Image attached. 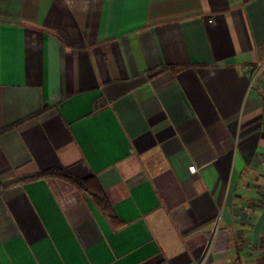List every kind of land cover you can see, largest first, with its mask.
Here are the masks:
<instances>
[{
    "label": "crops",
    "instance_id": "1",
    "mask_svg": "<svg viewBox=\"0 0 264 264\" xmlns=\"http://www.w3.org/2000/svg\"><path fill=\"white\" fill-rule=\"evenodd\" d=\"M261 248L264 0H0V264Z\"/></svg>",
    "mask_w": 264,
    "mask_h": 264
},
{
    "label": "trees",
    "instance_id": "2",
    "mask_svg": "<svg viewBox=\"0 0 264 264\" xmlns=\"http://www.w3.org/2000/svg\"><path fill=\"white\" fill-rule=\"evenodd\" d=\"M49 176H56V177H61L67 181H69L70 183L74 184L77 188H79L82 191H85L89 194H91V196L97 201V203L100 205V207L106 212V214L108 216H111L112 214L110 213V211L108 210L107 204H106V199L105 196L103 195L102 190L99 191H95L92 190L90 188L91 186V180L92 178H79L76 177L70 173H68L67 171L63 170V169H50L47 171H43L40 173H36L33 175H29V176H25L23 178H21V180H30V179H35V178H39V177H49ZM260 264H264V259L260 260Z\"/></svg>",
    "mask_w": 264,
    "mask_h": 264
},
{
    "label": "built area",
    "instance_id": "3",
    "mask_svg": "<svg viewBox=\"0 0 264 264\" xmlns=\"http://www.w3.org/2000/svg\"><path fill=\"white\" fill-rule=\"evenodd\" d=\"M194 168H195L194 166H190V167H189V169H190L191 171H194ZM260 251H261L262 253H264V249H263V248H261ZM229 263H230V264H241L240 261H239L237 258H231V259L229 260ZM196 264H203V258H202L199 262H197Z\"/></svg>",
    "mask_w": 264,
    "mask_h": 264
}]
</instances>
